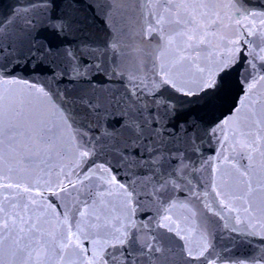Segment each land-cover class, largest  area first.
<instances>
[{"label": "snow or ice", "instance_id": "1", "mask_svg": "<svg viewBox=\"0 0 264 264\" xmlns=\"http://www.w3.org/2000/svg\"><path fill=\"white\" fill-rule=\"evenodd\" d=\"M0 264H264V0H0Z\"/></svg>", "mask_w": 264, "mask_h": 264}]
</instances>
